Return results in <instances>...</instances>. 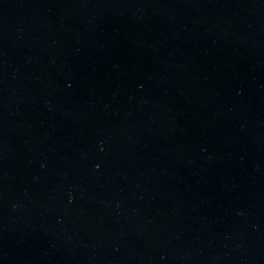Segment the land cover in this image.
Segmentation results:
<instances>
[{"label": "water", "instance_id": "water-1", "mask_svg": "<svg viewBox=\"0 0 264 264\" xmlns=\"http://www.w3.org/2000/svg\"><path fill=\"white\" fill-rule=\"evenodd\" d=\"M0 264H264V0H0Z\"/></svg>", "mask_w": 264, "mask_h": 264}]
</instances>
